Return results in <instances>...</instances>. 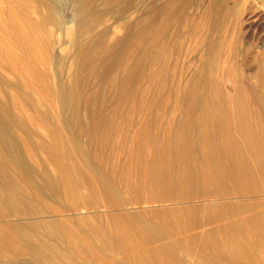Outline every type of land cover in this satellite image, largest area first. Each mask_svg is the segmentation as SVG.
I'll return each mask as SVG.
<instances>
[{
	"label": "rangeland",
	"instance_id": "rangeland-1",
	"mask_svg": "<svg viewBox=\"0 0 264 264\" xmlns=\"http://www.w3.org/2000/svg\"><path fill=\"white\" fill-rule=\"evenodd\" d=\"M166 1L0 9V264H264V0Z\"/></svg>",
	"mask_w": 264,
	"mask_h": 264
},
{
	"label": "bare ground",
	"instance_id": "bare-ground-1",
	"mask_svg": "<svg viewBox=\"0 0 264 264\" xmlns=\"http://www.w3.org/2000/svg\"><path fill=\"white\" fill-rule=\"evenodd\" d=\"M49 1L53 2L54 4L56 2H58V0H49ZM185 2H186V0H168V1L164 2L163 7L168 8V7H171L170 5H179V4H182ZM21 6H24V7L33 6V0L32 1L31 0H0V9L7 8V7H11V8L14 7L15 8V7H21ZM13 120H14V117L11 114L10 115H9V113L3 114L0 111V167H2V166H4V167L13 166V167H17V168H22L24 170L22 173V177L28 178L29 176H31V174L33 172L31 169H29L30 167L27 168V165L25 163V159L21 155L20 141L17 140V138H15L10 133V127L13 123ZM188 152L191 153L190 150ZM198 162H199V160H198ZM211 165H213V164H211ZM217 170H222V169L218 168ZM187 178H189V177H187ZM15 182L17 183V181L14 180V178L12 177V175L5 173V172L0 173V191L2 192V195L0 196V198L2 197L1 198L3 200L2 204H4V207L6 209L8 208V210L9 209L10 210L16 209V206H14L12 203L13 202L12 198L21 197L20 194L18 192H16V190L13 188V187H15L14 186ZM50 184L52 185V187H55V188H57V186H58L57 180L50 181ZM4 207H3V209H4ZM32 207L34 208V206H32ZM15 212L18 213L19 210L15 211ZM9 214H11V213H9ZM253 232H255V231H253ZM255 236H257V235H255ZM256 241H257V243H259V245H261L262 250L264 251V238H261V239L256 240Z\"/></svg>",
	"mask_w": 264,
	"mask_h": 264
}]
</instances>
